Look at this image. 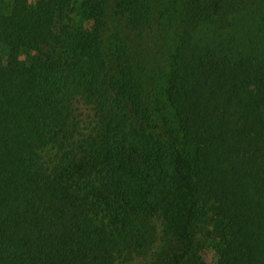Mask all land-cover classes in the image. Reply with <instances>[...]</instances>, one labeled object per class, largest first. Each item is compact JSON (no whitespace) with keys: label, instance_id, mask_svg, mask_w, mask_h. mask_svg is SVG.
<instances>
[{"label":"trees","instance_id":"16d2710c","mask_svg":"<svg viewBox=\"0 0 264 264\" xmlns=\"http://www.w3.org/2000/svg\"><path fill=\"white\" fill-rule=\"evenodd\" d=\"M78 4L93 30L72 24ZM2 7L0 264H170L146 260L152 218L189 247L219 220V256L194 264H264V0H186L158 98L106 50L104 0Z\"/></svg>","mask_w":264,"mask_h":264},{"label":"rangeland","instance_id":"374dc122","mask_svg":"<svg viewBox=\"0 0 264 264\" xmlns=\"http://www.w3.org/2000/svg\"><path fill=\"white\" fill-rule=\"evenodd\" d=\"M3 11H7L10 0H2ZM35 0H30L33 3ZM252 0H240V4ZM104 40L107 51L126 49L135 65L141 67V80L147 92L153 93V98L162 97L165 82L172 69V62L183 22L186 17V0H152V14L144 22H137L129 0H104ZM72 24L93 30L94 19L90 13L74 5L71 11ZM35 55L33 50L23 49L20 61L26 64ZM8 56V47L0 43V57ZM226 216L234 218L228 210ZM149 231L151 238L157 239L159 245L152 246L147 252V261L164 256L170 264H175L179 255L186 256L181 264H194L200 257L208 262H215L222 247H214L212 234L220 233L219 220L213 221L205 229L194 236V244L189 247L179 236L162 238V221L152 218ZM157 237V238H156ZM188 252V253H186Z\"/></svg>","mask_w":264,"mask_h":264}]
</instances>
